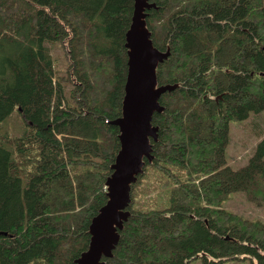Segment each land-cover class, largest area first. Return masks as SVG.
<instances>
[{"label":"trees","instance_id":"1","mask_svg":"<svg viewBox=\"0 0 264 264\" xmlns=\"http://www.w3.org/2000/svg\"><path fill=\"white\" fill-rule=\"evenodd\" d=\"M150 1L153 42L170 50L158 84L178 85L160 97L154 157L106 264H264V221L221 206L235 190L264 202V136L239 168L225 155L230 121L264 109V0ZM133 11L134 0H0V123L17 107L25 122L0 141V264H75L88 247L120 148L109 120L122 112ZM55 40L67 93L45 45ZM171 165L186 177L169 205L143 210L135 196L162 184L145 178Z\"/></svg>","mask_w":264,"mask_h":264},{"label":"water","instance_id":"2","mask_svg":"<svg viewBox=\"0 0 264 264\" xmlns=\"http://www.w3.org/2000/svg\"><path fill=\"white\" fill-rule=\"evenodd\" d=\"M155 6L150 0H134V11L126 32L128 69L121 115L109 120L119 128L120 148L106 179L107 201L92 217L88 247L75 258V264H106L111 257L124 222L131 214L132 184L144 172L146 160H153L152 142L158 140L159 126L154 113L164 110L161 95L177 83L158 84L157 67L170 55L153 42L146 21L147 11Z\"/></svg>","mask_w":264,"mask_h":264},{"label":"rangeland","instance_id":"3","mask_svg":"<svg viewBox=\"0 0 264 264\" xmlns=\"http://www.w3.org/2000/svg\"><path fill=\"white\" fill-rule=\"evenodd\" d=\"M45 45L54 60L57 77L66 84V93L70 89L69 82L65 79L68 66V58L63 43L60 40L46 41ZM25 129V122L20 114L19 108H15L11 114L0 123V141L7 136L21 135ZM264 136V109L251 111L244 119H233L230 121L229 142L225 149L227 163L233 168L245 165L255 150L256 143ZM11 147V146H10ZM150 170V169H149ZM153 175L145 178V182L151 181L152 177L160 179V187L151 191L148 195L137 194L136 200H142V209L154 210L164 209L169 205V195L177 178L185 179L186 173L176 166H168L161 171H151ZM150 179V180H149ZM222 207L239 213L249 219H261L264 221V202L251 201L245 191L235 190L228 193L223 199ZM188 264H200V258L193 259ZM224 264H253L250 258L228 259Z\"/></svg>","mask_w":264,"mask_h":264}]
</instances>
